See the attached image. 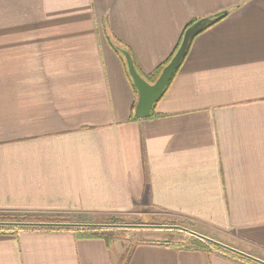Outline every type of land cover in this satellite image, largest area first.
I'll return each instance as SVG.
<instances>
[{
    "label": "crops",
    "instance_id": "1",
    "mask_svg": "<svg viewBox=\"0 0 264 264\" xmlns=\"http://www.w3.org/2000/svg\"><path fill=\"white\" fill-rule=\"evenodd\" d=\"M222 10L159 115L135 118L123 52L148 74L193 19ZM138 210L264 260V0H0V212L91 224ZM149 228L160 237L135 242L127 264H260ZM122 252L72 229H0V264H118Z\"/></svg>",
    "mask_w": 264,
    "mask_h": 264
},
{
    "label": "trees",
    "instance_id": "2",
    "mask_svg": "<svg viewBox=\"0 0 264 264\" xmlns=\"http://www.w3.org/2000/svg\"><path fill=\"white\" fill-rule=\"evenodd\" d=\"M226 10H222L220 12H217L213 15H211L210 17L213 19V22L210 24L212 25L213 23L217 22L218 20H220L224 15H226ZM194 21H196V19H193L183 30L180 40L178 42V44L176 45V47L174 48L173 52L170 54V56H168V58L162 62L155 70H153L152 72L142 75V77L149 83H153L156 78L158 77V75L160 74L162 68L169 62V60L172 58V56L174 55V53L176 52L177 48L180 45V42L182 40V36L183 33L185 31V29L192 24ZM107 39L110 43V45L117 51H122L120 50L121 47H118L115 45L114 41L107 36ZM193 38H191L186 46L185 52L179 62V64L177 65V67L174 69L172 75L170 76L169 80L167 81L166 85L164 86V88L162 89L161 93L159 94L158 98L156 99V101L153 103V106L150 110V113L148 116L144 117L145 119H151L154 117H157L159 114L156 113L154 111V107L156 102L162 97V95L165 93L167 87L169 86V84L171 83L173 77L175 76L176 72L178 71L183 59L185 58L186 54L188 53L189 47H190V43L192 41ZM122 56V53H121ZM123 58V56H122ZM126 64V61H124V65ZM127 67V66H126ZM126 72L130 78V81L132 83V87L134 88L135 91L136 87L129 75L128 70L126 69ZM143 144H142V151L143 150ZM143 154V170H144V176L147 177V168H146V163H145V158H144V152H142ZM147 213L150 215L151 219H154L151 212L149 213V211H147ZM14 220H21V221H31V222H39L42 224H37V225H23V226H14L13 231H15L16 229L19 228H26V229H66V230H75L76 231V235H83V236H93V237H100L103 238L107 244H111L112 242L116 241V235L114 233V229L112 227L110 228H106V227H97V226H78V225H69L68 223H73L76 222L77 220L74 219L73 217L70 216H62V215H58V214H44V213H33V214H27V213H23V214H16V215H8V214H0V221H14ZM61 223V224H57L54 225V223ZM118 222V218L114 215H108V216H104V217H99L97 221H95L94 223H98V224H112V223H117ZM47 223H51V224H47ZM53 223V224H52ZM147 224L152 223L153 225H180L183 226L187 229H189L185 224L181 223V222H177L174 220L169 221L168 218H165V220H162L160 222H146ZM92 224V223H91ZM138 224H145L138 222ZM3 226H1L0 224V229ZM138 241H143L141 239H138ZM190 246H196V247H200V248H208V245H213L216 248H220V249H224L216 244H213L207 240H203L201 238L198 237H194V236H190ZM137 242V241H136ZM133 244H129L128 246H126L123 250V252L120 254L119 256V263L118 264H127L129 258H130V254L132 252L133 249ZM189 246V245H188ZM226 251V250H225ZM231 252V251H230ZM233 253V252H231ZM235 254V253H234ZM239 255V254H238ZM240 256V255H239Z\"/></svg>",
    "mask_w": 264,
    "mask_h": 264
},
{
    "label": "water",
    "instance_id": "3",
    "mask_svg": "<svg viewBox=\"0 0 264 264\" xmlns=\"http://www.w3.org/2000/svg\"><path fill=\"white\" fill-rule=\"evenodd\" d=\"M213 22V19L210 16H205L202 18L197 19L192 24H190L184 31L182 40L180 42L179 47L177 48L176 52L172 56V58L169 60V62L162 68L160 74L156 78V80L153 83L147 82L138 72L135 70L131 57L127 52H123L124 56L126 58V64L127 69L129 72V75L136 87L137 90V100L134 106V112L133 116L135 118H144L149 115L150 110L153 106V103L158 98L159 94L161 93L162 89L166 85L167 81L169 80L170 76L172 75L174 69L179 64L186 46L191 38H193L196 34H198L200 31H202L204 28L209 26ZM0 224H12V225H37L42 224L39 222H31V221H0ZM51 224V223H47ZM57 224V223H54ZM61 224V223H58ZM69 225H87V226H100V227H118L125 226V224H98V223H92V224H80V223H68ZM136 225H147L152 227H158V226H174L183 230L188 231L189 233L196 235L204 240H207L213 244H216L218 246H221L227 250H230L232 252H235L239 255L245 256L251 260H254L255 262H258L260 264H264V260L259 259L255 256H252L250 254H247L246 252L239 250L235 247H232L230 245H227L225 243H222L220 241H217L213 238L204 236L202 234H199L195 232L194 230L187 229L180 225H153V224H136ZM129 226V225H128ZM130 226H134L131 225Z\"/></svg>",
    "mask_w": 264,
    "mask_h": 264
},
{
    "label": "rangeland",
    "instance_id": "4",
    "mask_svg": "<svg viewBox=\"0 0 264 264\" xmlns=\"http://www.w3.org/2000/svg\"><path fill=\"white\" fill-rule=\"evenodd\" d=\"M139 210L141 211V209H139ZM139 210L135 211L134 213H122V214L114 215L118 218V222L115 224H125V226L119 225L118 227H112L114 229V233L116 235V238L118 239V242L120 244V248H122V250H124V248L126 246H128L129 244H133L136 241H138V239L151 240V239L160 237V234L153 231L151 228L146 229V228L152 227V226L136 225V224H138V222H140V223L144 222L145 224H147L146 222H160L162 220H165V218H169V217H166V214H159V213L154 212V213H152V215L155 217H153L154 219H151L149 214L137 213V212H140ZM0 214L16 215V214H21V213L0 212ZM14 221L18 222L21 220H14ZM57 224H54V225H57ZM130 224L134 225V226H130ZM150 224H152V223H150ZM1 226H3L2 227L3 230H7L10 232L14 229L13 228L14 226H23V225L1 224ZM104 227L110 228L107 226H104ZM169 234L164 233V234H162V236L167 237V236H169Z\"/></svg>",
    "mask_w": 264,
    "mask_h": 264
}]
</instances>
